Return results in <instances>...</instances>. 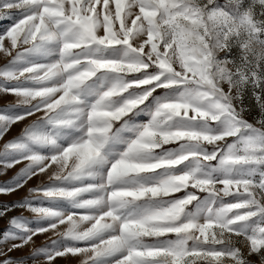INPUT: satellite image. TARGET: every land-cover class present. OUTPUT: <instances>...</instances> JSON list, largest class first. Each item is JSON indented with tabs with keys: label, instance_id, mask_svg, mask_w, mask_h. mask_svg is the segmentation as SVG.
<instances>
[{
	"label": "snow or ice",
	"instance_id": "1",
	"mask_svg": "<svg viewBox=\"0 0 264 264\" xmlns=\"http://www.w3.org/2000/svg\"><path fill=\"white\" fill-rule=\"evenodd\" d=\"M0 19V176L21 165L0 195L27 193L0 204V264H264V0Z\"/></svg>",
	"mask_w": 264,
	"mask_h": 264
},
{
	"label": "rangeland",
	"instance_id": "2",
	"mask_svg": "<svg viewBox=\"0 0 264 264\" xmlns=\"http://www.w3.org/2000/svg\"><path fill=\"white\" fill-rule=\"evenodd\" d=\"M12 23L11 19H0V32L4 30L7 26H9ZM3 59H0V64H3ZM13 100V97L9 96H0V107L5 106L7 103ZM251 119V117H249ZM23 125L16 126L13 128L12 132L10 135H15L20 132L21 128ZM21 165L16 166V168L9 170L6 175L0 176V183H3L5 181H8L13 177L18 171ZM40 183L39 180L33 179L32 181L29 182L28 186H35L36 184ZM26 189H21L18 190L16 193L10 194V195H0V204H5V203H12L14 201H17L23 197L26 196ZM19 210H14L9 213V216H14V215H19ZM26 217H31V213L28 211H24L23 213ZM7 225V220L0 218V230L4 229ZM44 241L43 236H39L36 238V244L40 245ZM30 249L25 248L23 251L20 252H15L12 253V255L15 256H23L26 255ZM56 264H77V261L74 258H59L56 261Z\"/></svg>",
	"mask_w": 264,
	"mask_h": 264
}]
</instances>
